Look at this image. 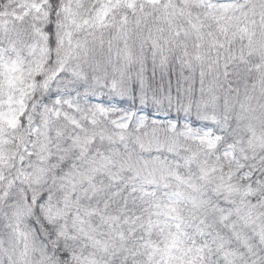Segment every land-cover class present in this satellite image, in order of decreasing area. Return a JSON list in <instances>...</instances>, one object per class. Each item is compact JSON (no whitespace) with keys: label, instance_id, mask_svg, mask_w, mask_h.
Listing matches in <instances>:
<instances>
[{"label":"snow or ice","instance_id":"snow-or-ice-1","mask_svg":"<svg viewBox=\"0 0 264 264\" xmlns=\"http://www.w3.org/2000/svg\"><path fill=\"white\" fill-rule=\"evenodd\" d=\"M0 264H264V0H0Z\"/></svg>","mask_w":264,"mask_h":264}]
</instances>
